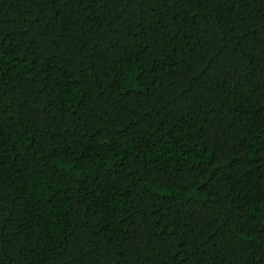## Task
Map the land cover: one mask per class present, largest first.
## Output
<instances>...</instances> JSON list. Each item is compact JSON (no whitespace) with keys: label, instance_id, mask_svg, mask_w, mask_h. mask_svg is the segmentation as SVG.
<instances>
[{"label":"trees","instance_id":"obj_1","mask_svg":"<svg viewBox=\"0 0 264 264\" xmlns=\"http://www.w3.org/2000/svg\"><path fill=\"white\" fill-rule=\"evenodd\" d=\"M0 264H264V0H0Z\"/></svg>","mask_w":264,"mask_h":264}]
</instances>
